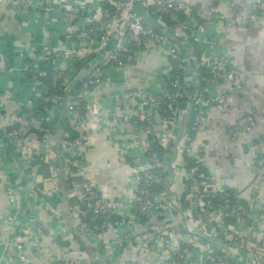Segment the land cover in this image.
I'll list each match as a JSON object with an SVG mask.
<instances>
[{
	"label": "crops",
	"instance_id": "obj_1",
	"mask_svg": "<svg viewBox=\"0 0 264 264\" xmlns=\"http://www.w3.org/2000/svg\"><path fill=\"white\" fill-rule=\"evenodd\" d=\"M30 1V6L19 9L0 3V127L22 125L29 132L30 143L37 147L31 149L33 163L27 167L24 155L16 152L0 133V264H56L58 261L91 264L92 246L98 244L91 245L78 234L68 210L61 171L63 132H75L86 141L88 149L83 171L100 195L116 203L106 231V236L112 240L115 233L120 235V242L112 250L113 258L122 264L132 261L160 264L156 251L137 247L133 242L134 236L143 233L147 222L142 219L135 223L133 206L146 154L132 144L135 133H139V103L134 99L122 103L123 119L119 122L112 120V113L115 99L125 89L132 87L148 92L162 82L169 59L168 45L146 39L132 62L107 70L108 80L91 88L85 121L77 125L64 114L65 107L81 80L101 64L102 54L81 51L65 59L54 55L75 44L85 46L80 41L74 43L67 39L65 29L71 23L91 24L106 0ZM183 1L204 31L206 42L197 49L200 58L207 60L222 54L229 66L242 74L239 89L226 77L216 83L200 84L203 90L209 88L225 93L227 99L223 105L200 107L203 119L194 138L193 161L206 175L236 194L251 210H256L264 205V14L254 21L249 19L256 0H235L236 10L231 9L229 0ZM167 20L154 24L186 52L188 33ZM46 55H49L46 61L51 69L57 61L69 74V82L62 89L61 99L54 102L52 111L49 112V104L44 108L45 124L37 125L22 117L27 105L38 97L32 92L29 80L34 73L33 65ZM200 73L197 67L198 78L203 77ZM198 87L199 81L191 80L186 89L180 134L185 129L183 119ZM252 110L257 112L254 127L232 133L230 123ZM158 118L155 128L160 132L162 123ZM177 143L172 144L164 161L172 172L168 174L170 195L177 203L182 198L186 204L182 189L183 155ZM9 216L14 217L9 219ZM175 220L195 229L180 208L151 221L170 224ZM31 223L39 225L41 230L32 228ZM260 236L259 231L252 230L246 233V239L236 238L221 251L229 256L230 264L249 257L247 247L259 255L264 254L258 244ZM213 244L207 237L193 242L185 264H205L210 255L217 253V246Z\"/></svg>",
	"mask_w": 264,
	"mask_h": 264
},
{
	"label": "built area",
	"instance_id": "obj_2",
	"mask_svg": "<svg viewBox=\"0 0 264 264\" xmlns=\"http://www.w3.org/2000/svg\"><path fill=\"white\" fill-rule=\"evenodd\" d=\"M106 2L108 5L100 6L99 13L91 24L71 23L65 29L67 39L74 43L80 41L85 43V46L75 44L53 55L65 59L81 51L102 54L101 64L81 80L71 101L65 107L64 114L73 123L79 125L85 121V112L91 101V88L108 80L107 70L121 68L132 62L134 55L141 49L146 39L168 45L169 59L164 68L162 82L148 92L132 87L127 88L114 101L112 113L114 122L123 119L120 109L122 103L131 99L139 103L137 116L139 133H135L132 144L146 151L143 169L135 187L133 206L135 223L138 224L142 218H146L147 222L143 233L140 232L133 237L134 244L137 247L143 246L156 251L160 264H185L190 245L202 237H207L214 243L213 245L217 246V253L210 255V260L207 258L205 264H230L229 256L221 250L232 244L236 238L246 239L247 232L257 230L261 235L258 244L264 251V205L251 210L236 194L227 191L219 182L206 175L199 165H189L187 160L193 156L195 134L203 119L200 107L205 104L223 105L227 99L225 93L209 88L203 90L200 84L204 81L216 83L222 77H226L234 88L239 89L242 85L241 72L231 68L227 58L222 54L214 55L207 60L200 58L196 49L206 42V38L203 29L190 15V9L185 1L106 0ZM0 3L17 9L32 4L30 0H0ZM228 4L231 9H237L235 0H229ZM178 11L185 13L183 19L176 14ZM165 14H169V20L174 26L188 33L186 38L189 46L186 52H183L178 43L158 30L154 24L163 22ZM263 14L264 1L256 0L249 19L254 21ZM48 57L49 55L44 56L41 61ZM57 63V61L54 62L51 69L54 74L51 85L44 81L46 71L41 69L38 63L33 65L34 73L29 79L33 87L32 92L43 98L46 105H50L49 112L52 111L54 102L61 99L62 89H65L69 82V74ZM106 66L107 69H105ZM199 66L208 69L209 75L198 78L196 71ZM175 70L183 71L182 80L174 75ZM191 80L199 81V87L192 98L191 113L193 115L190 113L183 119L186 126L180 134L181 119L184 118L182 100ZM33 109L34 103L31 101L24 111L31 112L34 111ZM42 113L43 111L33 117L23 112L22 119L33 121L38 125L47 119L42 116ZM256 113L252 110L233 120L229 130L232 133L238 130H250L255 125ZM156 118L162 123L160 132L155 128ZM0 133L16 152L24 155L26 166L30 167L34 157L31 149L37 147L30 143L29 132L19 125L0 127ZM173 143L180 146L183 155L181 168L182 189L186 194L184 207L170 195L169 169L164 161ZM154 146L161 147V154L154 151ZM61 148L64 156L61 171L66 184L68 210L75 230L91 245L98 244L92 246L91 264H122L112 256L113 247L120 242L118 240L120 235L115 233L114 240L106 236L110 219L115 213L116 203L100 195L83 171L85 152L88 149L86 141L63 132ZM45 180L50 181V178ZM154 186L162 188L154 191ZM78 189L81 191L79 194ZM176 208H180L186 219L194 225V230L191 227L187 228L181 220H175L170 224H157L151 221L159 219L166 213H172ZM13 217L9 216V219ZM30 225L37 231L41 230L36 223ZM126 238L128 239V235ZM245 242L246 240L241 242V245L245 246ZM247 251L249 257H245L236 264H264V254L259 255L257 254L259 252L255 253L253 248L248 247ZM56 264L63 263L58 261ZM131 264L136 263L132 261Z\"/></svg>",
	"mask_w": 264,
	"mask_h": 264
},
{
	"label": "trees",
	"instance_id": "obj_3",
	"mask_svg": "<svg viewBox=\"0 0 264 264\" xmlns=\"http://www.w3.org/2000/svg\"><path fill=\"white\" fill-rule=\"evenodd\" d=\"M108 5V3L107 2H105V4L104 5H102V6H107ZM176 14H178V16L179 17H181V19H183L184 18V16H185V13H183L182 11H178V12H176ZM164 18L165 19H168L169 20V14L167 15V14H165L164 15ZM167 20V22L168 23H171L172 24V22H170V21H168ZM199 48V47H198ZM197 48V49H198ZM196 49V52H197V54L199 55V53H198V50ZM48 61H46V60H44V61H39L38 62V64H39V66H40V68L42 69H44L45 71H46V74L44 75V77H43V79H44V81L48 84V85H51V83L53 82V80H54V74H53V72H52V70H51V67H50V64L49 63H47ZM199 68H200V71H201V73H200V76H208L209 75V71H208V69H206L204 66H199ZM174 73V75L176 76V77H178L179 79H183V75H184V73H183V71H181V70H175V72H173ZM201 85H202V83H201ZM33 103H34V111H28V110H25V111H23L24 113H26L27 114V116H33V117H35V116H37L41 111H43L44 110V108L46 107V102L43 100V98H40V97H37V98H35L34 99V101H33ZM192 114V113H191ZM193 115V114H192ZM43 124H45V121H43ZM70 134V133H69ZM72 137H78V134L77 133H72V134H70ZM154 151H156L158 154H161V152H162V149H161V147H159V146H154ZM193 159L194 158H192V157H190V158H188L187 160H188V164L189 165H197V164H195L194 163V161H193ZM202 169V168H201ZM162 187L161 186H154L153 187V190L154 191H158V190H160ZM180 204L184 207V202H183V199L181 198V202H180ZM143 220L145 219L146 220V218H142Z\"/></svg>",
	"mask_w": 264,
	"mask_h": 264
},
{
	"label": "water",
	"instance_id": "obj_4",
	"mask_svg": "<svg viewBox=\"0 0 264 264\" xmlns=\"http://www.w3.org/2000/svg\"><path fill=\"white\" fill-rule=\"evenodd\" d=\"M192 107H193V101L191 102V104H190V107H189V110H188V112H187V115H186V117H188L189 115H190V113H191V110H192ZM186 126V125H185ZM169 174L171 175L172 174V172L171 171H169Z\"/></svg>",
	"mask_w": 264,
	"mask_h": 264
}]
</instances>
